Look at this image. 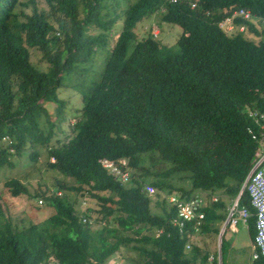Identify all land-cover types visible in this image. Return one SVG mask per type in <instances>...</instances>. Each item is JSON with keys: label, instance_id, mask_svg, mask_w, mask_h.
<instances>
[{"label": "trees", "instance_id": "trees-1", "mask_svg": "<svg viewBox=\"0 0 264 264\" xmlns=\"http://www.w3.org/2000/svg\"><path fill=\"white\" fill-rule=\"evenodd\" d=\"M44 1L47 11L36 0H0V169L13 167L12 157L24 150L37 161L40 146L47 167L74 184L58 181L56 191H36L52 209L42 222L5 215L0 205V264H105L112 256L128 264H210L212 256L217 264L212 241L263 132L248 111L264 113V39H248L238 28L264 36V0ZM240 9L251 18L234 15ZM155 12L182 28L176 48L157 34L138 39L136 24ZM233 15L234 30L225 32L219 22ZM120 16L123 27L100 79L74 86L83 106L66 132L58 124L64 105L58 89L107 46ZM32 50L47 69L31 63ZM47 102L56 103L55 116ZM101 158L125 159L130 179H115ZM145 184L155 188L152 204ZM4 192L30 196L17 178L2 184L6 202ZM199 192L218 199L204 209L198 233L190 226L180 232L165 195L188 199ZM85 196L96 207L80 214L76 203ZM237 202L249 212L253 241L256 216L246 188ZM229 226L221 236V264L232 248ZM252 264H264V256Z\"/></svg>", "mask_w": 264, "mask_h": 264}, {"label": "rangeland", "instance_id": "rangeland-1", "mask_svg": "<svg viewBox=\"0 0 264 264\" xmlns=\"http://www.w3.org/2000/svg\"><path fill=\"white\" fill-rule=\"evenodd\" d=\"M127 2L129 1L123 0L122 3L127 5ZM36 3L39 9L45 11L49 10V7L44 0H36ZM26 11L29 12L30 8L28 7ZM160 16L159 12H155L150 17L144 18L136 24L135 32L138 33V39L147 34H157L155 36L156 39L163 45L176 48V41L182 34V28L177 24L161 20ZM253 21L258 28L261 27L259 19H254ZM122 27L123 16H120L109 31L110 40L107 46L97 48L92 54L90 61L82 66L85 67L86 70L80 72V69H78L77 73L71 74L69 77H64L63 84L58 89V98L64 101L62 121L58 123L60 129L65 128L66 132H69V125L73 124L75 121L74 115H76L83 106L81 94L77 87L74 88V86L80 84L82 87H87L100 79L108 52L116 37L121 32ZM242 31L244 36L253 41L257 42L264 39V36L258 37L247 32L245 27ZM92 32L95 31L92 30ZM30 61L40 70L47 69V64L41 61L40 54L36 50L31 51ZM45 106L48 111L55 116L56 103L47 102L45 103ZM37 149L39 151L37 161H31L29 156H27V151L24 150L21 155L12 157L15 162L13 167H3L0 169V189L5 180L9 178H17L27 187L30 195L13 197L4 192L3 196L6 198V202L0 199V205L5 215L10 213L17 219L42 222L52 212V209L46 205L45 200H43L41 195H34L36 191H56V184L58 181H62L67 185L74 184V181L71 178L64 177L57 170L47 167L48 157L47 151L44 147L38 146ZM263 154L264 148L260 155ZM39 199L43 200V204H39ZM150 199L152 204L155 198L153 195H150ZM232 202H234L233 199L228 206L231 207ZM87 207L95 208V201L88 196L78 197L76 210L81 214ZM238 207H240V205H238ZM235 217L238 218L237 224L230 225L225 232V237L232 241V248L228 253L226 264H252V254L255 251L254 242L248 236L246 221H242L236 213ZM1 218L2 217H0V219ZM222 225L220 226V229ZM127 234L133 236L132 232H127ZM212 250L218 252V235L214 237V240L212 241ZM121 264H128V262L122 257Z\"/></svg>", "mask_w": 264, "mask_h": 264}, {"label": "built area", "instance_id": "built-area-1", "mask_svg": "<svg viewBox=\"0 0 264 264\" xmlns=\"http://www.w3.org/2000/svg\"><path fill=\"white\" fill-rule=\"evenodd\" d=\"M172 1L175 2L176 0ZM190 4L192 7L195 6L194 3ZM234 15L241 16L246 20L251 18V14L244 9L238 10ZM234 15L219 22V26L225 32L234 30V25L232 23ZM238 30H244V26H240ZM248 115L259 124L263 130L261 138L259 139V150L256 153V160L244 181V188H246L248 192L250 204L254 208L256 216V233L253 240L255 251L252 254V258L256 259L259 255L264 256V154L260 155L264 148V113L256 110H249ZM99 162L115 179L123 183L130 179L129 166L125 159L101 158ZM144 190L148 195H153L155 193V188L150 184H145ZM165 197L167 202L175 207L176 210V216L171 220V223L176 226L180 232L184 231L186 226H190L195 234L199 232L203 224L204 209L218 199L216 195H209L205 192H199L188 199L180 198L178 193H171L165 195ZM237 203L238 202L234 200L231 207L228 206L226 219L227 223L229 222L230 225H235L238 222L235 213L242 221H246L249 215V212L245 208L238 207ZM39 204H42L41 199H39ZM160 232L161 230L158 229L156 234ZM186 248H189L188 244ZM208 261L210 264L213 263L212 256L208 258ZM105 264H121V260L117 256H112Z\"/></svg>", "mask_w": 264, "mask_h": 264}, {"label": "water", "instance_id": "water-1", "mask_svg": "<svg viewBox=\"0 0 264 264\" xmlns=\"http://www.w3.org/2000/svg\"><path fill=\"white\" fill-rule=\"evenodd\" d=\"M243 188H244V183L243 185L241 186V189L239 190V193L235 199V202H237V200L239 199L242 191H243ZM227 224V219L223 222V225L221 227V229L219 230V233H218V261H219V264H221V254H220V242H221V236H222V233H223V230L225 228V225Z\"/></svg>", "mask_w": 264, "mask_h": 264}, {"label": "crops", "instance_id": "crops-1", "mask_svg": "<svg viewBox=\"0 0 264 264\" xmlns=\"http://www.w3.org/2000/svg\"><path fill=\"white\" fill-rule=\"evenodd\" d=\"M218 253V252H217ZM217 264H219L218 258H217Z\"/></svg>", "mask_w": 264, "mask_h": 264}]
</instances>
